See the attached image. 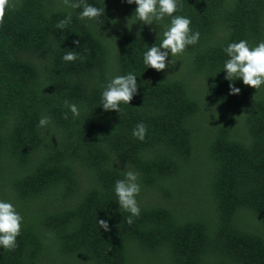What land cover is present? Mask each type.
Here are the masks:
<instances>
[{
    "label": "trees",
    "instance_id": "16d2710c",
    "mask_svg": "<svg viewBox=\"0 0 264 264\" xmlns=\"http://www.w3.org/2000/svg\"><path fill=\"white\" fill-rule=\"evenodd\" d=\"M0 264H264V0H0Z\"/></svg>",
    "mask_w": 264,
    "mask_h": 264
},
{
    "label": "rangeland",
    "instance_id": "374dc122",
    "mask_svg": "<svg viewBox=\"0 0 264 264\" xmlns=\"http://www.w3.org/2000/svg\"><path fill=\"white\" fill-rule=\"evenodd\" d=\"M180 61V60H179ZM177 61V62H179ZM199 174L200 177L197 178L196 180H193L191 178V175H187V181L189 182V185L191 186V188L197 193V195L199 196L200 192L204 193L206 190V181L205 180H201V178H205L207 180V176H208V172L204 169V167L202 166V163H199ZM186 184V183H184ZM184 184H182L181 187H185Z\"/></svg>",
    "mask_w": 264,
    "mask_h": 264
}]
</instances>
